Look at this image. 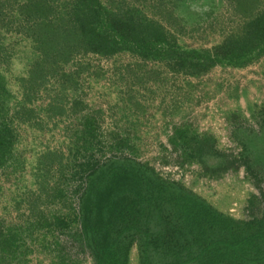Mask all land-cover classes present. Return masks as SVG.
<instances>
[{"label": "rangeland", "instance_id": "rangeland-1", "mask_svg": "<svg viewBox=\"0 0 264 264\" xmlns=\"http://www.w3.org/2000/svg\"><path fill=\"white\" fill-rule=\"evenodd\" d=\"M45 1L54 15L43 10L38 20V0H0V264H94L97 242L84 240L80 197L89 181H113L124 165L146 166L238 224L264 218V53L199 76L128 51L64 63L57 48L52 67L43 18L67 7ZM99 1L160 24L174 52H212L259 11L249 3L244 16L228 0ZM174 212L161 205L143 214L132 244L118 243L129 245L128 264H141L144 228L164 235ZM184 234L179 242L190 243Z\"/></svg>", "mask_w": 264, "mask_h": 264}, {"label": "trees", "instance_id": "trees-1", "mask_svg": "<svg viewBox=\"0 0 264 264\" xmlns=\"http://www.w3.org/2000/svg\"><path fill=\"white\" fill-rule=\"evenodd\" d=\"M38 1L31 6L34 19L40 20L38 14L43 10L54 15V9L45 0ZM64 1L67 8L60 10V17L43 18L44 23H51L41 35H45V60L52 56L47 61L52 67L58 62L53 55L57 48L64 63L79 53L111 57L128 51L145 59L170 63L173 72L199 76L215 66L244 67L255 54L264 53V0H228L244 16L249 3L257 5L259 11L250 16L238 36L224 39L212 52L180 48L174 52L170 48L171 37L164 28L147 20L137 9L120 13L104 7L99 0ZM40 36L37 32L39 41ZM113 178L112 181L96 176L98 183L89 181L80 197L77 218L81 219L84 240L91 238L97 242L94 264H128V248L132 244L129 236L138 233L140 218L145 212L159 210L161 205L175 210L174 225L168 222L164 235H153L144 226L141 264H158L151 261V253L169 260L163 264H264V218L238 224L184 186L162 183L143 165L117 168ZM150 200L157 201L156 205L151 206ZM141 203L146 206L142 207ZM182 231L190 243L179 242ZM101 233L104 235L98 240L97 235ZM121 240L129 245L121 246L118 244Z\"/></svg>", "mask_w": 264, "mask_h": 264}]
</instances>
